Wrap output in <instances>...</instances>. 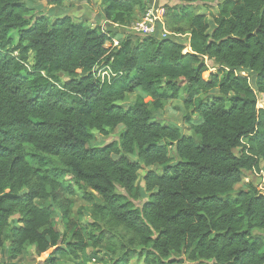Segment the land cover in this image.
<instances>
[{
    "label": "trees",
    "instance_id": "1",
    "mask_svg": "<svg viewBox=\"0 0 264 264\" xmlns=\"http://www.w3.org/2000/svg\"><path fill=\"white\" fill-rule=\"evenodd\" d=\"M214 1L162 8L165 29L189 34L187 46L162 38L161 25L155 36L123 39L111 25L112 34L71 16L33 18L22 0H0V264L17 263L30 247L38 256L54 249L45 264L77 260L106 234L121 241L112 264L135 254L146 264L173 254L190 264H264V239L254 235L264 233V191L236 190L264 163V0H225L211 26L192 5ZM101 4L106 21L127 27L149 2ZM108 67L116 77L97 78ZM183 94L185 110L203 120L191 136L155 116ZM120 126L117 141L92 145ZM154 167L143 190L139 173ZM75 187L90 191L91 244L76 229L74 243L60 248L54 210L70 223Z\"/></svg>",
    "mask_w": 264,
    "mask_h": 264
},
{
    "label": "rangeland",
    "instance_id": "2",
    "mask_svg": "<svg viewBox=\"0 0 264 264\" xmlns=\"http://www.w3.org/2000/svg\"><path fill=\"white\" fill-rule=\"evenodd\" d=\"M62 5H51V0H22L25 4L28 5L30 9L33 10L32 14L33 18L39 16L40 14H44L49 16L51 20H55L58 17L62 16H71L74 18L75 21L78 23L81 22L82 24L96 27L100 26L103 31L111 30L110 25L106 23L104 18V10L102 4H100V0H61ZM225 0H215L214 2L208 3H196L192 5V11L195 14L205 15L211 22V26H214L213 18L217 13L218 5L224 2ZM171 6H182V0H174L170 4ZM163 6V5H162ZM164 7V6H163ZM163 10H161V13ZM145 11L136 10L135 13L132 15L131 24L125 28H114L113 35L120 36L121 38H125L127 36L142 39L145 38L142 33L134 31V27L143 21L145 16ZM166 26V23H165ZM185 27V26H184ZM186 28V27H185ZM113 29V28H112ZM167 31V27L165 29ZM111 32V31H110ZM166 33V32H165ZM112 34V32H111ZM117 34V35H116ZM164 35L162 31L161 36ZM118 36V37H119ZM171 36V38L177 42L185 44L189 46V34H182V35H172L168 32L166 33V37ZM15 42L18 39V36L14 35ZM115 40L118 39L115 37ZM189 50V48H188ZM206 63L209 67H214V63L210 62L206 59ZM214 71H216L214 69ZM244 77L250 78L251 82L253 81V76L248 73L241 74ZM185 82L181 81V87L185 86ZM137 94L129 96L126 100V104L129 105L134 102L135 97ZM213 96H218V91L214 90L209 94L203 95L202 97L205 100L212 98ZM186 94L180 96L178 100H171L169 101L164 110L160 113L155 114L158 121H162L166 124H172L177 126L181 133L185 136H191L190 125L194 124H201L203 120L199 118L197 115L192 114V110L186 111L184 108V102L186 101ZM259 108L264 109V97L259 96ZM190 119V121L188 120ZM124 130L123 126H120L114 132H111L108 136H103L100 134L95 135V139L93 141V146L101 147L104 145H108L114 141L118 140L119 134ZM236 154L239 153V150L235 151ZM174 156V155H173ZM150 170L160 171L158 167L154 168H143V170L139 173V182L138 185L145 190V185L143 182L144 176ZM70 180V178H68ZM250 186L256 187L260 191H264V163L260 165V172H245L242 178V182L236 187L237 191L242 190H249ZM76 189L75 196H69V199L73 203V211H72V218L70 223H67L64 219H62L61 215L55 211V217L53 219V227L61 234V239L59 242L60 248H65L67 244L74 243L73 241V234L76 229H80L84 235L85 240L88 244H91L89 241V232H93V228L91 225L93 224L91 210L93 208V203L89 202L86 199V195L90 194V191H85L81 188ZM122 192L121 190H118ZM147 194H143V201L147 199ZM39 205L43 207H48L51 205L49 201H39ZM138 207L141 203L136 204ZM18 217L13 218V226L15 221ZM119 233H123L120 229L117 231ZM116 234V235H117ZM255 236H260L264 239V233L260 231L254 232ZM120 239L118 237L113 238L110 234L105 235V240L101 243L99 248L94 249L93 247H89L86 251L80 252L78 254V259H62L60 257V261L56 264H112L120 257L121 253L117 251V256H112L113 253L111 252L113 249H117L119 246ZM121 242V241H120ZM54 249L49 251L45 255L38 256L35 253V249L30 247L27 253L15 264H45V261L52 255ZM137 252H141V249L138 248ZM54 256V255H52ZM58 257V256H57ZM153 258L152 256H150ZM113 258V259H112ZM172 261L180 260L184 262L183 264H190L184 260V258L173 254L172 257L169 259ZM169 260H165L164 264H167ZM129 264H146L144 256L139 257L138 254L132 255L129 261ZM158 264V263H152Z\"/></svg>",
    "mask_w": 264,
    "mask_h": 264
},
{
    "label": "built area",
    "instance_id": "3",
    "mask_svg": "<svg viewBox=\"0 0 264 264\" xmlns=\"http://www.w3.org/2000/svg\"><path fill=\"white\" fill-rule=\"evenodd\" d=\"M172 1L174 0H148L149 5L146 9V13L143 18V21L137 24L133 30L139 33H142L144 36H155L158 25H161L162 31L164 32V35L162 36V38H166L167 31L165 30V24L161 16V10L163 6H165L166 4H170ZM106 23L111 25L113 28H125V27L119 26L118 24H112L108 21H106ZM118 44H119V41L113 39L112 42L108 44V46L116 47L118 46ZM95 72H96L97 78H100L102 81L104 80L110 81L112 77H116V75L111 73V70L109 67L105 69L97 68Z\"/></svg>",
    "mask_w": 264,
    "mask_h": 264
},
{
    "label": "crops",
    "instance_id": "4",
    "mask_svg": "<svg viewBox=\"0 0 264 264\" xmlns=\"http://www.w3.org/2000/svg\"><path fill=\"white\" fill-rule=\"evenodd\" d=\"M100 4H101V0H100V2H99ZM34 248V247H33Z\"/></svg>",
    "mask_w": 264,
    "mask_h": 264
}]
</instances>
